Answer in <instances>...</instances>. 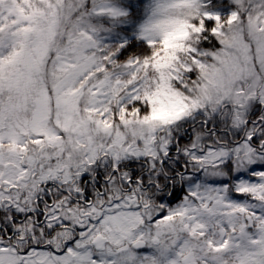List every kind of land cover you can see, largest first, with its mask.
Returning <instances> with one entry per match:
<instances>
[{
    "label": "snow or ice",
    "instance_id": "obj_1",
    "mask_svg": "<svg viewBox=\"0 0 264 264\" xmlns=\"http://www.w3.org/2000/svg\"><path fill=\"white\" fill-rule=\"evenodd\" d=\"M144 5L0 0V264H264V0Z\"/></svg>",
    "mask_w": 264,
    "mask_h": 264
},
{
    "label": "rangeland",
    "instance_id": "obj_2",
    "mask_svg": "<svg viewBox=\"0 0 264 264\" xmlns=\"http://www.w3.org/2000/svg\"><path fill=\"white\" fill-rule=\"evenodd\" d=\"M108 2H111L112 8L128 11L129 14H131L130 10L124 7L125 0H108ZM154 3L155 0H145V5L141 13L142 19L136 24L135 30L129 31L128 33L122 31V29L129 28L130 26L127 17L113 18L107 15L91 17L90 22L98 29L94 38L97 40L98 44L105 46H113L116 44H123L126 46L130 43H143V41L139 39L140 27L148 19ZM98 36L102 38V42L98 41ZM117 36L119 39H116Z\"/></svg>",
    "mask_w": 264,
    "mask_h": 264
},
{
    "label": "trees",
    "instance_id": "obj_3",
    "mask_svg": "<svg viewBox=\"0 0 264 264\" xmlns=\"http://www.w3.org/2000/svg\"><path fill=\"white\" fill-rule=\"evenodd\" d=\"M105 3H107L106 5L109 6V7L112 6V5L110 4L111 2H108V0H105ZM98 41H99V42H102L103 40H102L101 37L98 36Z\"/></svg>",
    "mask_w": 264,
    "mask_h": 264
}]
</instances>
